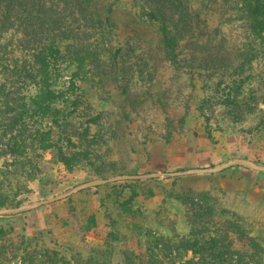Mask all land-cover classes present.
I'll return each mask as SVG.
<instances>
[{"label":"rangeland","instance_id":"374dc122","mask_svg":"<svg viewBox=\"0 0 264 264\" xmlns=\"http://www.w3.org/2000/svg\"><path fill=\"white\" fill-rule=\"evenodd\" d=\"M138 1L103 0L118 23L112 44L124 49L125 71L115 84L88 83L84 88L96 111L110 114L123 105L128 107L125 87L146 101L145 108L133 111L131 120L124 121L126 146L133 154L120 164L129 167L123 173L209 168L234 157L264 163V52L241 70L239 55L248 32L239 8L233 1L205 0L208 7L201 16L209 23L206 29L195 28L194 40L183 48V68L176 69L162 60L157 26L140 8L144 0ZM201 3L188 0L196 9ZM236 85L238 94L233 91ZM230 92L236 103L224 102ZM166 118L175 127L171 142L163 139ZM41 166L45 167L44 182L30 183L31 192L18 198L26 200L22 204L54 197L95 179L87 171L67 172L55 152L48 154ZM138 181L110 183L29 212L0 216V259L5 264H46L55 259L52 254L47 256L49 250L66 264H142L131 240L111 242L87 231L89 217L95 216L107 235L111 230L108 215L128 199L133 188L137 193L134 205L146 212L154 237H162L165 243L153 250L157 264L200 262L183 245L197 224L188 211L207 213L203 220L208 228L206 237L219 243V248L209 251L210 260L221 252L224 264H264V173L234 166L211 175ZM6 191L13 195L11 191L17 189L8 187ZM238 229L247 231L243 240L235 232ZM150 243L155 242L148 240L143 252Z\"/></svg>","mask_w":264,"mask_h":264},{"label":"trees","instance_id":"16d2710c","mask_svg":"<svg viewBox=\"0 0 264 264\" xmlns=\"http://www.w3.org/2000/svg\"><path fill=\"white\" fill-rule=\"evenodd\" d=\"M208 1H233L239 8L248 32L245 49L239 55L244 70L264 52V0ZM205 2L202 0L198 9L188 0L186 5L181 0H144L140 6L157 26V49L162 60L176 69L183 68V48L194 40L195 28L206 29L209 23L201 16L208 7ZM117 27L112 8L103 0H0V208L26 202L19 196L31 192L30 183L44 182L45 167L41 163L52 152L67 172L83 170L95 179L124 174L129 168L120 166L133 154L126 146L128 129L124 121L131 120L133 111L145 108L146 101L128 93L125 87L128 107L123 105L119 112L110 114L96 111L84 90L88 83L103 87L109 85L107 81L115 84L125 71L124 49L112 44ZM233 89L239 93L238 85ZM231 95H227L225 103L237 102ZM165 126L163 139L171 142L175 127L169 118ZM114 155L120 156L117 161L112 160ZM140 182L135 180L134 184ZM8 187L17 191H11V195L6 191ZM136 198L131 188L128 199L111 211L107 235L95 216L89 217L87 231L111 242L131 240L142 264H157L153 250L165 243L162 237H154L147 225L150 217L134 205ZM206 214L188 211L197 224L183 245L200 262L191 259L184 264L226 262L221 252L211 255L214 261L208 258L209 251L219 248V243L206 237ZM235 232L240 240L248 235L246 230ZM148 240L155 243L143 252ZM46 253L55 258L46 264H66L56 252ZM0 264L5 263L0 259Z\"/></svg>","mask_w":264,"mask_h":264},{"label":"water","instance_id":"95a60500","mask_svg":"<svg viewBox=\"0 0 264 264\" xmlns=\"http://www.w3.org/2000/svg\"><path fill=\"white\" fill-rule=\"evenodd\" d=\"M234 166H242L252 171L264 173V163L259 161H254L243 157H234L228 159L222 163L216 164L209 168H191L179 172H152L147 174H119L108 178H96L90 181L83 182L79 185L72 187L71 189L64 191L54 197L36 200L30 203L22 204L17 207H6L0 208V216L17 215L25 212H29L46 206L64 199L71 197L72 195L81 192L83 190L107 185L119 181H135V180H148L157 178H169L178 177L183 175H211L220 173L226 169Z\"/></svg>","mask_w":264,"mask_h":264}]
</instances>
